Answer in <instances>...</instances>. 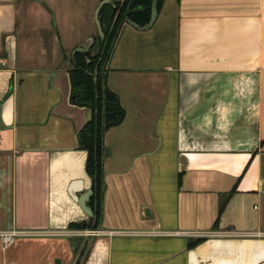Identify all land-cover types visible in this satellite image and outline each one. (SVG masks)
<instances>
[{
  "label": "crops",
  "instance_id": "0c3cea01",
  "mask_svg": "<svg viewBox=\"0 0 264 264\" xmlns=\"http://www.w3.org/2000/svg\"><path fill=\"white\" fill-rule=\"evenodd\" d=\"M102 1L0 0V264H264V0H163L145 31L124 15L97 200L69 69Z\"/></svg>",
  "mask_w": 264,
  "mask_h": 264
},
{
  "label": "trees",
  "instance_id": "16d2710c",
  "mask_svg": "<svg viewBox=\"0 0 264 264\" xmlns=\"http://www.w3.org/2000/svg\"><path fill=\"white\" fill-rule=\"evenodd\" d=\"M163 0H157V12L161 10ZM152 0H125L114 22L117 8L104 5L100 10L101 23L107 41L101 40L98 35L86 52H76L72 65L69 69L70 101L72 104L82 106L90 110L91 117L85 123L78 135L79 147L86 150V173L93 181V189L98 200L101 191V134L106 128L104 125L109 121L116 120V116H107L114 109L117 95L109 90L105 83V62L109 58L119 25L124 15L139 26L145 25L150 18ZM114 22V24H113ZM96 71V84L94 72ZM97 96V98H96ZM94 196V197H95ZM98 213V212H97ZM91 223L80 222L69 225L71 228L85 229ZM93 228H96V223ZM203 239L198 238L190 242L188 247H193Z\"/></svg>",
  "mask_w": 264,
  "mask_h": 264
},
{
  "label": "water",
  "instance_id": "95a60500",
  "mask_svg": "<svg viewBox=\"0 0 264 264\" xmlns=\"http://www.w3.org/2000/svg\"><path fill=\"white\" fill-rule=\"evenodd\" d=\"M105 3H108V1L103 0L102 2H100V4L98 5V7L95 11V25H96L97 33H98L100 39L107 41V38H105L104 33H103V31L100 27V23H99V12ZM156 4H157V0H152L150 18H149V21L145 25L139 26L138 24H136L135 22H133L129 19L127 20V22L131 26H133L134 28L141 30V31H145V30L150 29L151 26L153 25L156 17H157V14H158ZM117 16H118V12L115 15L114 22H115ZM114 22H113V24H114ZM87 50H88V44H85L82 47L75 49L73 51V54H75L76 52H82L83 53V52H86ZM95 73H96V71H95ZM94 83L96 84V75L94 76ZM96 98H97V96H96ZM106 115L107 116H116L117 118L114 121L107 122L104 125L105 128H108V127L113 126V125H117L122 121V119L124 117V110L121 108L118 99L116 100V102L114 104V109L112 111H110L109 113H106ZM71 191H72V189L70 190V193H73ZM92 194H93L92 190H88V191H86L80 195H77V196L71 194V195H73V198L76 199V201L79 203L80 207L82 208V210L86 213V215L88 217H94L92 209L90 208V206L87 205V202H88V200ZM146 213H148L147 209L145 210V214ZM94 219H95V217H94ZM86 241H87V238L84 239V244L86 243ZM77 259H78V256H77L76 260ZM54 263L60 264V260L56 259Z\"/></svg>",
  "mask_w": 264,
  "mask_h": 264
},
{
  "label": "built area",
  "instance_id": "2783aa9c",
  "mask_svg": "<svg viewBox=\"0 0 264 264\" xmlns=\"http://www.w3.org/2000/svg\"><path fill=\"white\" fill-rule=\"evenodd\" d=\"M82 234L88 237L97 236L99 234V231L98 230H85V231H82ZM15 236H16V232L14 231L1 233L0 240L2 241L3 244L7 245L13 242Z\"/></svg>",
  "mask_w": 264,
  "mask_h": 264
}]
</instances>
